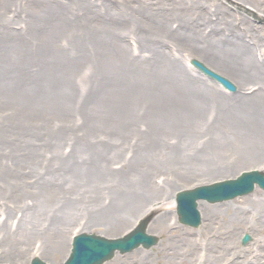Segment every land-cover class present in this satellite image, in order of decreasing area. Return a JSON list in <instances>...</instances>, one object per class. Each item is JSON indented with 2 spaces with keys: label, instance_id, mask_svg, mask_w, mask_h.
<instances>
[{
  "label": "rangeland",
  "instance_id": "rangeland-1",
  "mask_svg": "<svg viewBox=\"0 0 264 264\" xmlns=\"http://www.w3.org/2000/svg\"><path fill=\"white\" fill-rule=\"evenodd\" d=\"M27 1L1 0L0 7V190L7 203L11 201V196H6L10 189L13 193H24L18 194V212L17 209L11 212V215L16 213V218L24 213L40 223L47 217L41 214L44 207L46 209L47 202L54 199L58 188L76 191L71 178L80 187L92 186L90 181L106 180L100 174L91 175L95 172H106L112 180L138 178L134 170L142 171L140 163L129 162L123 168L108 170L103 166L98 168V160L102 151H109L117 140L126 142L119 152H127L125 155L129 156L136 134L153 128L161 103L176 100L175 96H161L163 90L168 93L166 89L170 87L174 93V88L189 90L199 84L223 95L235 93L228 92L189 65L190 58L205 63L192 54L191 42L183 33V29L186 33L192 30L193 17L158 15L157 26L151 31L155 39L140 44L134 29H140L143 35L146 27L137 24L129 11H119L122 15H117L119 20L116 21L111 17L86 24L62 19L59 7H50L57 1L44 0L39 5L33 0ZM141 1L131 0L136 5ZM147 1L155 5V9L166 10L165 2L172 0ZM215 1L231 14L243 13L264 28V17L262 19L247 4L238 0ZM212 9L214 6L208 8L207 14L209 20L215 22L217 15ZM104 10H97L98 15H105ZM140 11L133 13L138 15ZM208 29L209 25L204 31ZM256 38L263 48L264 35ZM148 43L154 44L156 50L150 49ZM206 65L223 74L220 66L215 65L217 69ZM237 87L236 91L246 92L247 87L253 89L258 84L247 81ZM248 114L251 113L248 111ZM109 155L121 156L117 149L111 150ZM30 161L34 166L28 168L26 164ZM17 168L25 171L11 181L10 176ZM250 169L264 170V163L238 164L203 179L181 180L163 192L160 207H156L157 204L146 206L118 227L109 221L107 224L84 223L86 215L74 214L76 217L63 231L55 228L44 232L37 228L36 233H32L28 225H23L25 235L22 231L16 233L13 221L14 227L8 230L9 241L26 246L29 253L21 258L0 253V264H29L35 256L49 264H60L68 256L73 234L87 231L107 237L120 236L147 213L152 214L147 232L157 235L158 242L149 248L116 252L102 264H257L264 256V229L260 225L262 221L254 216L256 206L247 200L257 190L264 193L263 189L255 186L247 194L215 203L200 200L211 209L222 204L229 209L221 213L208 211L209 217L201 215V223L195 227L179 222L175 204L176 192L181 189L234 177ZM36 170L46 171V177H35ZM172 172H167L166 180H171ZM156 173L151 181L166 182L164 173ZM1 201L0 221L7 213ZM198 209L201 211L200 207ZM245 234L249 239L242 242ZM207 236L217 240L215 245L211 243L213 251H202L204 247L209 248Z\"/></svg>",
  "mask_w": 264,
  "mask_h": 264
},
{
  "label": "bare ground",
  "instance_id": "bare-ground-1",
  "mask_svg": "<svg viewBox=\"0 0 264 264\" xmlns=\"http://www.w3.org/2000/svg\"><path fill=\"white\" fill-rule=\"evenodd\" d=\"M33 1L39 5L44 0ZM53 1L58 3L51 4L50 7L58 6L62 19L77 23H95L111 17L116 21L119 20L118 16L122 15L118 13L119 11H129L128 14L137 24L146 27L143 35L139 33L140 29H134L140 44L151 41V31L157 26L155 22L158 15L164 18L170 14L177 15L178 18L193 17L190 24L192 30L186 33L182 28L191 42L189 47L192 54L201 57L205 65L207 63L214 68H217L215 65L223 68V74L235 82L236 88H238L237 85H243L247 81H254L258 87L253 89L247 87L246 92L237 90L232 95H223L210 87H201L199 84L196 87L192 86L189 90L174 88V93L170 87L166 89L168 93L163 90L161 96H175L176 100L161 103L153 128H149L146 133L136 134L131 151H128L129 156L125 155L127 152L123 154L119 152L126 142L117 140L115 146H112L109 151H102L98 160L97 167L103 166L108 170L113 167L123 168L129 162L140 163L143 167L142 171L134 170L139 177L133 179L122 177L112 180L106 172H95L91 175L100 174L106 180L90 181L93 185L89 187H80L71 178L76 191L69 192L65 190L67 188H58L53 196L54 199L51 198L47 202L46 209L44 207L45 211L41 214L47 217H43L40 223L24 213L21 218H16V213L11 215L13 209L14 212L20 209L18 194L24 193H13L10 189L6 196H11L12 202L7 203L0 190L1 207L4 205L7 211L3 220L0 221V242L4 240L3 246L0 243L1 256L21 258L29 253L26 246H18L17 243L13 245L9 241L11 238L8 230L14 227L13 221L17 229L16 233L22 231L25 235L23 225H28V230L31 228L29 232L32 233H36L37 228L38 231L44 232L55 228L63 231L62 229L73 221V217L81 215H86L84 223L107 224L109 221L115 222L114 227H118L146 206L157 204L156 207H160L164 199L163 192L181 180L203 179L233 169L238 164L264 163V41L262 48L256 38L260 34L264 35V28L261 25L253 23L243 13L231 14L227 8H223L215 0H172L165 2L166 10L155 9V5H150L147 0L137 5L131 0ZM238 1L247 4L263 19L264 0ZM2 3L0 0V7ZM211 6H214L212 13L217 15L215 22H211L210 15L207 14ZM100 9H105V15H98L97 10ZM111 9L117 13L113 14L114 12L109 11ZM138 10H141L138 15L133 13ZM208 25L209 29L205 32ZM158 26L163 25L158 24ZM190 34L193 37H188ZM154 39L155 37L152 38ZM148 44L150 49L156 50L154 44ZM241 88L244 89L243 86ZM248 111L251 114H248ZM115 149L121 155L120 158L118 155H109L110 151ZM116 163L117 166H114ZM26 165L28 168L34 166L31 161ZM23 171L25 170L17 168L10 176L11 181ZM167 172L173 173L171 180H166ZM46 173V171L42 173L36 170L34 174L35 177L38 175L43 178L46 177ZM155 173H164L163 178L166 182L163 180L158 184L151 181V176ZM7 176L10 181L8 169ZM14 186H16L15 183ZM32 195L30 194L31 197ZM247 202L256 206L254 216L262 221L260 225L264 229V193L255 191ZM197 206L201 208L200 214L202 213V216L205 214V217L208 216V211L221 213L229 209L222 204L212 206V210L200 200ZM148 215L152 214L147 213L142 218ZM43 219H45L44 222ZM206 240L209 248L204 247L202 251L205 249L213 251L211 243L215 245L217 240L211 239L210 236H207ZM7 241L12 245L9 246ZM209 253L205 252V254ZM262 254L264 255V250ZM201 260L208 263L207 260L204 261L202 258ZM256 263L264 264V256Z\"/></svg>",
  "mask_w": 264,
  "mask_h": 264
},
{
  "label": "water",
  "instance_id": "water-1",
  "mask_svg": "<svg viewBox=\"0 0 264 264\" xmlns=\"http://www.w3.org/2000/svg\"><path fill=\"white\" fill-rule=\"evenodd\" d=\"M190 62L224 87L231 90L235 89V85L228 78L211 70L203 62L196 58H191ZM255 183L264 189L263 171L256 169L243 171L235 178L180 190L176 194L179 220L190 226H198L201 222V217L197 209V200L205 199L209 202H216L231 199L237 195H243L252 191ZM150 218V215L142 218L134 228L119 237L108 238L96 233L87 232L76 234L72 240L69 257L63 264H101L111 258L116 250L123 253L131 251L139 245L150 247L158 240L157 236L146 232V226ZM248 239L249 235L245 234L242 242H246ZM31 264L46 263L38 257H34Z\"/></svg>",
  "mask_w": 264,
  "mask_h": 264
}]
</instances>
